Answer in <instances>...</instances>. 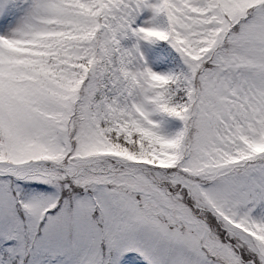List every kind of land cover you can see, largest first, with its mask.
Masks as SVG:
<instances>
[{
    "label": "snow or ice",
    "instance_id": "obj_1",
    "mask_svg": "<svg viewBox=\"0 0 264 264\" xmlns=\"http://www.w3.org/2000/svg\"><path fill=\"white\" fill-rule=\"evenodd\" d=\"M0 264H264V0H0Z\"/></svg>",
    "mask_w": 264,
    "mask_h": 264
}]
</instances>
